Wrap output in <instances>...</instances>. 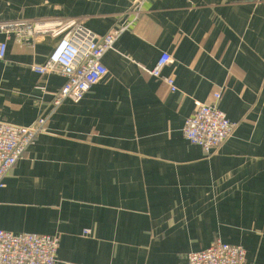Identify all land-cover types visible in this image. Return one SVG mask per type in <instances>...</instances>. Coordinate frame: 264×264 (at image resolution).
Instances as JSON below:
<instances>
[{
  "label": "crops",
  "instance_id": "obj_1",
  "mask_svg": "<svg viewBox=\"0 0 264 264\" xmlns=\"http://www.w3.org/2000/svg\"><path fill=\"white\" fill-rule=\"evenodd\" d=\"M68 18L127 27L79 103L32 70L56 39L0 32V122L49 130L0 189V229L58 237V264H188L218 239L264 264V0H0V23ZM164 53L175 93L143 70ZM216 92L236 130L207 154L183 128Z\"/></svg>",
  "mask_w": 264,
  "mask_h": 264
},
{
  "label": "built area",
  "instance_id": "obj_2",
  "mask_svg": "<svg viewBox=\"0 0 264 264\" xmlns=\"http://www.w3.org/2000/svg\"><path fill=\"white\" fill-rule=\"evenodd\" d=\"M127 27L112 29L100 36L74 18L0 23V32L14 34L21 43H33L41 37L57 40L47 61L33 65L41 75H60L65 84L57 94L55 107L65 100L79 103L107 74L103 64L105 55L115 50V44ZM7 55V43L0 42V60ZM173 62L164 53L153 70L143 69L150 76L163 81L172 93L177 92L173 77H164V69ZM213 104L197 102L195 113L184 125L183 134L193 145L211 154L221 148L235 133L236 125L219 109L221 92L213 95ZM47 118L41 117L29 126L0 122V189L17 162L25 155L36 138L49 132ZM60 239L41 234L15 235L0 229V264H58ZM188 264H248L247 253L241 246L216 240L207 250L191 253Z\"/></svg>",
  "mask_w": 264,
  "mask_h": 264
}]
</instances>
